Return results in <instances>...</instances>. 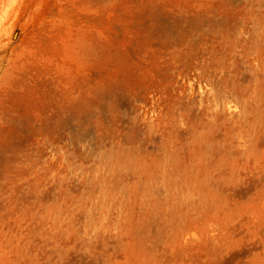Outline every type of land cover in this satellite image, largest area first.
<instances>
[{"label": "rangeland", "instance_id": "374dc122", "mask_svg": "<svg viewBox=\"0 0 264 264\" xmlns=\"http://www.w3.org/2000/svg\"><path fill=\"white\" fill-rule=\"evenodd\" d=\"M0 264H264V0H0Z\"/></svg>", "mask_w": 264, "mask_h": 264}]
</instances>
